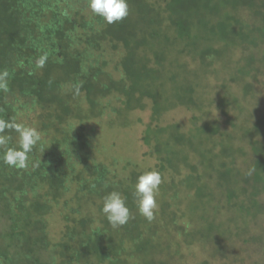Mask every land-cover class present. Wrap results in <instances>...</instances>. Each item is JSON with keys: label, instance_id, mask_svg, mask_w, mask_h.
<instances>
[{"label": "trees", "instance_id": "trees-1", "mask_svg": "<svg viewBox=\"0 0 264 264\" xmlns=\"http://www.w3.org/2000/svg\"><path fill=\"white\" fill-rule=\"evenodd\" d=\"M127 4L128 15L109 24L91 11L89 0H0V122L5 125L0 136L7 137V143L0 144V264H162L154 258L162 232L139 213L135 196L138 177L149 171L158 172L162 182L171 174L168 190L185 188L197 203H212L207 198L213 199L214 188L204 181L207 176L188 167V154L182 151L197 152L201 137L215 136L219 126L199 125L200 119L194 117L196 132L185 134L177 126L159 125V118L176 104L202 112L195 97L197 84L185 79L189 71L183 59L227 58L226 52L220 55L210 46L200 51L206 40L203 31L217 36L228 52L237 48L249 56L246 65L234 68L229 86L241 81V98L256 94L264 63V0H127ZM243 12L250 13L242 16ZM197 30L201 36L194 34ZM106 47L123 52L116 64L119 79L106 70L109 62L102 55ZM199 74L194 72V77ZM114 94L118 107L108 112L122 125L132 111L144 108L146 100L152 105L141 142L144 157L156 163L146 172L127 164L128 174L121 176L113 172L116 164L95 165L82 155L87 144L84 124L103 119L105 100ZM224 95L221 110L244 112L239 99ZM16 125L40 134L24 168L4 162L8 149H20ZM220 149L218 163L204 157L207 175L222 191V200L231 203L236 194L247 197L249 206L242 210L251 218L249 223L257 220L264 211L258 205L264 194V149L253 147L252 177H238L234 169L238 151L231 146ZM183 169L187 175L177 182ZM243 183L250 190L242 188ZM113 191L126 198L131 214L118 228L101 211L104 197ZM58 208L61 238L54 242L48 224ZM175 218L167 215V227L176 225ZM196 234L186 233L183 240L194 242ZM253 240L262 245L256 262L264 264V236Z\"/></svg>", "mask_w": 264, "mask_h": 264}, {"label": "rangeland", "instance_id": "rangeland-1", "mask_svg": "<svg viewBox=\"0 0 264 264\" xmlns=\"http://www.w3.org/2000/svg\"><path fill=\"white\" fill-rule=\"evenodd\" d=\"M149 1L155 3L158 0ZM248 13L250 12H243L242 16ZM199 31L197 30L194 34L201 36ZM206 33L203 31L207 41L202 40L203 45L200 46V51L210 46L213 50L219 51L220 55H225L226 52L227 58L223 60V56L218 55L219 58L212 59V61L197 58L196 61H192V58L183 59L188 66L189 78H185L184 73L182 76L197 84L195 97L200 103L202 112L189 110L187 106L176 104L161 114L159 125L167 128L177 126L181 132L191 134L196 132V125L193 124L194 117L200 119L199 125L217 123L219 133L215 136H202L201 146L199 144L200 149L197 152H188L187 149L182 151L184 155L188 154V167L193 166L196 172L207 176L204 181L211 189L214 188L216 193L213 192V199L207 198L208 201H212L211 204L207 202L199 204L194 195L185 188L168 190L171 174L165 176L162 182L165 189L159 190L156 197L158 207L155 211V218L152 220L154 222L152 226L160 228L162 232V242L159 243L154 258L162 264H257V254L260 253L262 245L259 241L253 242V239L264 236V211L257 220L252 219L249 223L250 217H247L242 210V206H249L248 198L243 197L242 194H236L237 198L231 203L226 202L225 199L222 200V191L216 186V182L214 184L211 182L212 179L207 175L203 166V160L209 155L212 159L214 158L215 163H218L220 146H231L232 150L239 152L236 165L234 164L238 177L253 176L251 171L256 159L253 147L259 146L260 149H264V63L260 64L259 81L262 84L257 85L256 94L246 99L241 98L242 82L239 81L229 86V80L235 74L234 68L246 65L249 56L237 48L228 52L230 48L221 44L217 36ZM261 47L264 49V44ZM224 48L225 51L222 52ZM81 49L84 50L85 47L82 46ZM102 55H104L103 61L109 62L107 72L113 78L119 79L120 72H116V64L121 60L123 52L113 53L110 48L106 47ZM245 70L249 71L250 68ZM196 71L200 72L199 78L194 77ZM222 86L229 87L224 90ZM166 89L170 90V85L166 84ZM227 93L230 97L234 96L235 99H239L238 103L244 109L243 113L238 115L230 107L221 110L220 99ZM116 96L114 94L105 100L106 113L103 119H94L84 124L83 133L86 137L84 142L87 144L86 149L81 151L82 155H88L85 159L88 163L95 165L113 166L116 164L113 172L121 176L128 174L127 168L124 170V167H129L127 164L138 165L141 172H146L154 168L156 163L154 159L144 157L146 149L141 142V136L150 124L152 105L146 100L144 108L132 111L127 121H124L126 125H122L120 121L114 122L109 113L118 107L119 101ZM259 123L262 124L258 129ZM226 136L231 139L223 140ZM201 150L203 153L200 156ZM187 172L188 170L183 169L176 179L177 182L183 181ZM240 186L250 190L249 186L244 183ZM209 194L212 193L209 192ZM258 203L260 207H264V194ZM59 211L60 208L55 211V217L48 224L54 242H58L61 238L62 226L59 222ZM171 213L176 216V225L167 227L169 222L166 218ZM256 222L260 224L258 227H256ZM189 232L197 233L198 239L194 242L183 240V237H188L186 233Z\"/></svg>", "mask_w": 264, "mask_h": 264}, {"label": "clouds", "instance_id": "clouds-1", "mask_svg": "<svg viewBox=\"0 0 264 264\" xmlns=\"http://www.w3.org/2000/svg\"><path fill=\"white\" fill-rule=\"evenodd\" d=\"M91 11L107 23L121 21L128 15L127 0H89ZM5 125L0 122V131ZM20 136V149H8L4 155V162L16 168L27 166L28 155L40 142V134L33 128L16 125ZM7 137L0 136V144H6ZM162 183L161 175L156 171H149L138 177L135 184V196L139 213L149 222L155 218L158 207L156 197ZM102 213L113 228L127 224L131 218L126 198L119 192L113 191L104 197Z\"/></svg>", "mask_w": 264, "mask_h": 264}]
</instances>
